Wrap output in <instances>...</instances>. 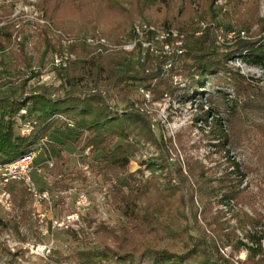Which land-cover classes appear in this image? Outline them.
<instances>
[{
	"label": "trees",
	"instance_id": "obj_1",
	"mask_svg": "<svg viewBox=\"0 0 264 264\" xmlns=\"http://www.w3.org/2000/svg\"><path fill=\"white\" fill-rule=\"evenodd\" d=\"M155 2L167 11L161 21L166 34L162 43L174 46L180 42L173 52L153 56L149 50L143 51L140 42L130 50L104 52L98 50L102 44L92 46L86 42L88 36L96 34L118 43L123 37L133 40L135 20L150 22L142 13ZM37 6L51 26L26 21L17 28L12 22L0 26V87L10 83L3 75L30 67L34 55L42 60L66 46L76 59L61 70V84L56 89L38 88L18 96L0 94V163L33 150L41 138L49 139L45 133L53 127L62 128L72 135L69 139L95 175L119 181L110 196L112 205L124 217L118 227L104 223L97 226L94 234L101 238L97 248L69 254L52 250L46 256L50 263L105 264L112 258L114 264H134L136 259H151L152 264H235L234 253L244 251L245 258L237 259V264H264L263 216L254 207L256 195L242 186L247 167L227 156V150L229 164L219 178L207 177L205 167L189 156L182 159L183 171L180 162L169 160L164 149L167 141L155 132L149 116L141 110L139 104L144 98L138 94L143 89L150 92L152 99L165 94L174 96L180 90L177 79H181L194 89L191 96L198 95L205 81L223 78L233 86V95L217 92L216 96L228 102L229 114L243 112L258 120L253 129L259 137L256 148L264 158V88L257 80L239 75L226 65L227 59L239 56L264 69V25L259 36H249L250 27L262 24L264 18H257L252 6L241 9L239 0L221 5L215 0H41ZM64 12L82 22L74 32L80 41L68 44L56 34L55 30L60 29L59 14ZM8 14V10L0 8V23ZM92 21L114 28L101 33L93 31L94 27L84 28L83 24L89 26ZM29 26L33 27L31 31ZM14 32L15 38L25 36L11 49ZM230 32L235 36L228 38ZM240 32L244 37L240 38ZM185 95L191 97L188 92ZM21 110L26 113L21 114ZM254 113L262 118L256 119ZM18 123L29 124L26 133L15 132V127H21ZM116 140L122 142L113 146ZM140 143L156 146L162 159L160 164L148 160L146 165L152 172L146 180L128 172ZM216 143L222 148L236 144L221 136ZM45 151L49 154L50 148L47 146ZM156 169H160L158 174ZM66 178L85 180L82 174L67 175L54 184L65 189L62 181ZM7 189L22 210L25 191L12 185ZM245 205L251 208L252 215L242 209ZM197 213L204 225L198 222ZM19 219L28 224V212L23 209ZM104 239H109L115 249H110ZM227 246L231 250L228 257L218 250Z\"/></svg>",
	"mask_w": 264,
	"mask_h": 264
},
{
	"label": "rangeland",
	"instance_id": "obj_2",
	"mask_svg": "<svg viewBox=\"0 0 264 264\" xmlns=\"http://www.w3.org/2000/svg\"><path fill=\"white\" fill-rule=\"evenodd\" d=\"M40 1L0 0V8H5L9 11V14L4 16L0 26L7 22H12L15 24L14 28H17L23 21L51 26L49 20L42 17V11L37 6ZM226 1L228 0H215V3L221 5ZM178 4L177 2V6ZM239 6L241 9L245 8V6H252L257 11V18H264V0H239ZM173 10H176L175 7ZM166 12V8L158 2L152 3L142 13V17L150 22L138 18L133 24L134 27L144 24L153 25L152 27L156 32L153 31V34L151 33L149 36L153 40L152 46L155 51H151L153 56L164 53L162 45H165V50L170 51V53L173 52L175 47L180 46L179 41L170 47L169 44L162 43L165 38L163 36H166V34L163 33L161 21ZM59 15L60 18L57 22H59L60 29L55 30L56 34L62 35L64 42L68 44L80 41L81 37H75L76 34L74 32L81 28L82 22L77 21L67 12ZM262 25H264V20L262 24H253L249 29L251 34L249 36H259L258 32ZM83 26L89 29L94 27L93 31L96 33L110 32L114 28V26L104 24V22L97 24L93 21L89 26L86 24H83ZM32 28L29 26L27 29L31 31ZM24 36L19 35L15 38L14 32L10 48L14 49L15 43L23 40ZM234 36L233 32L231 35L230 33L227 34L228 38ZM239 36L240 38L244 37V33L240 32ZM99 37L97 34L96 36H88L86 42L92 46L102 44L103 46H100L98 50L104 52L108 49L118 48L130 50L127 46L133 43V40L127 41L125 37L119 43ZM143 51L145 50L143 49ZM65 55L68 56V59L64 58ZM55 56L62 57L61 66H57L60 63L55 62ZM33 57L35 60L30 67H20L15 72L3 75L4 77L2 78L5 81H10V85L7 84L0 87V94L12 93L18 96L22 93L28 94L31 90L36 91L38 88H58L61 84V70L66 69L76 59V54L64 46L59 51L48 53L42 60H38V54ZM39 61H42V64H39ZM226 65L239 75H243L253 81L257 80L261 87L264 88L263 68L250 65L239 56L227 59ZM177 82L180 90L174 96L165 94L158 99H152L149 91L138 90L139 98H144L139 104L141 110L149 116L155 127V132L162 137L163 141H167L164 149L168 152L169 160L180 162L183 171H185L182 159L185 156H189L202 164L207 171L205 175L212 179L222 176L223 171L229 164L227 156L246 166L247 173L242 181V186L246 188L247 192L256 195L254 207L263 216L262 222L264 223V158L260 157V151L256 148L259 137L253 129L254 122L257 123L258 120L255 121L250 116H245L243 112L235 116L229 114L228 102L216 96L217 92L227 94L228 97L233 95V86L223 78L208 79L200 85V93L192 96L191 94L195 92L191 86H187V83L181 79H177ZM22 84H24L23 89L21 87ZM185 92H188L191 97L186 98ZM208 95H210V100ZM119 104L122 105V103ZM207 111L209 112L208 114L205 113ZM253 117L260 119L262 115L254 113ZM22 124L18 123V126H21L20 128L15 127L16 133L22 132ZM45 134L51 141L48 144L50 153L47 154L44 148L38 151V144L41 145L47 139L46 137L41 138L39 143L34 145L35 147L31 150L35 153L31 177L39 188L49 190L53 198L54 213L58 217L75 212L77 213V219L72 221L73 223L66 230H47L45 233L43 229L39 228V224L32 219L31 213L32 207H34V200H31V197L34 196L27 191L23 182L12 181V183L9 182L6 185L0 183V187H5V191L9 194V205L6 207L0 203V264H51L43 252L27 247L26 243L42 242L47 244L52 242V250L69 254L81 249L97 248L99 246L98 240L100 241L101 238L99 237L98 239V235L94 234V232L100 223H104L111 228L118 227L124 223V217L114 208L110 196V190L118 185L119 181L95 175L86 162L82 161V153L73 145L71 142L72 138L69 139V136L72 135L69 134L68 136L62 128L55 126ZM219 136L221 138L228 137L230 141H235L236 144L225 145L223 148L216 146ZM121 142V140H116L113 146ZM227 150H229V153L226 154ZM47 155L54 160L52 168L44 164V160L48 158ZM149 159H153L157 164L162 163L159 149L151 143H140L136 154L129 162L128 172L134 174L139 180H146L152 172V169L146 165ZM39 167L42 168L41 172H37ZM159 172L160 169L155 170L156 174ZM165 172L164 169L162 174H165ZM75 174H82L85 176V180L80 178L69 180L66 178L62 181L67 186L65 189L60 187V185L56 186L54 184V182H58L61 176L70 175L72 177ZM8 185L15 186L17 190L22 188L25 191L26 203L22 210L24 209L28 212V224L22 223L19 219V214L22 210L15 205L7 189ZM80 194L84 197L80 198ZM242 209L250 215L253 214L251 208L246 205L242 206ZM196 218L201 225H204L200 213H197ZM104 240L110 249H115V245L109 239ZM218 250L220 254L226 257L231 253L228 246L220 247ZM244 258L245 252L240 251L234 253L233 261L237 264V259L243 260ZM60 264L74 263L62 262ZM105 264H114V259L109 258L105 261ZM119 264L128 263L122 262ZM134 264H152V260L136 259Z\"/></svg>",
	"mask_w": 264,
	"mask_h": 264
},
{
	"label": "built area",
	"instance_id": "obj_3",
	"mask_svg": "<svg viewBox=\"0 0 264 264\" xmlns=\"http://www.w3.org/2000/svg\"><path fill=\"white\" fill-rule=\"evenodd\" d=\"M232 32H230L231 35ZM135 36H139V42L141 47L144 50H153L151 37L147 36V28L145 29H137V34ZM165 37V35L163 36ZM162 49L164 53H170V51L165 50V45H162ZM155 52V51H154ZM68 59V58H65ZM62 64H57V66H61ZM21 114L26 113L25 110H21ZM29 126L28 123L22 124V132L26 133V127ZM48 143H50L49 139H45L44 142L39 145L38 151H41L43 148L47 149ZM44 164L47 167L51 168L53 165V160L51 158H46L44 160ZM33 156L29 157L27 160H23L19 162V164L12 165L10 167L2 168V173L0 176H4L8 172H22L26 174L28 177V173H32L33 171ZM42 168H37V172H41ZM30 186L34 187V197H31V200H34V207L32 210V219L35 220L39 224V228L44 230L46 233L47 230H66L68 226L71 225L77 219V213L73 212L71 214H66L63 217H58L57 214L54 213V205L53 198L49 190L41 189L38 187L35 181H30ZM80 198L84 196L82 194L79 195ZM0 203L4 206L9 205V194L5 191V188L0 187ZM45 228V229H44ZM27 247L40 250L45 255H50L52 250V242L43 244L42 242L37 243H26Z\"/></svg>",
	"mask_w": 264,
	"mask_h": 264
},
{
	"label": "bare ground",
	"instance_id": "obj_4",
	"mask_svg": "<svg viewBox=\"0 0 264 264\" xmlns=\"http://www.w3.org/2000/svg\"><path fill=\"white\" fill-rule=\"evenodd\" d=\"M152 26L153 25L148 26L147 24H144L142 26L141 25L140 26H135L134 27V34H137V29H145V28H147V36L149 37L150 34L153 31H155ZM132 42H133L132 44H128V46H127L128 49H132L137 44L136 42H139V36H135V38L133 39ZM64 58H67V55H65ZM54 60H55V62L60 63V64L63 62L62 57H60V56H55L54 57ZM31 156H33V161H34V159H35V153L33 151H29L28 153H26V154L18 157L17 159H15V160H13L11 162H8V163H0V175L2 173V168H4V167H10L12 165L19 164V162H21L23 160H27ZM12 181H16V182L17 181H22L23 184L26 186L27 191H29L34 196V187L33 186H30V181H33L32 177H31V173H28V177H26V174H24L22 172H8L4 176H1L0 177V183L2 185H6L9 182L12 183Z\"/></svg>",
	"mask_w": 264,
	"mask_h": 264
}]
</instances>
